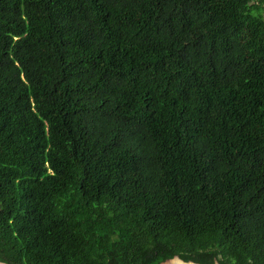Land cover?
Returning <instances> with one entry per match:
<instances>
[{"label": "trees", "instance_id": "1", "mask_svg": "<svg viewBox=\"0 0 264 264\" xmlns=\"http://www.w3.org/2000/svg\"><path fill=\"white\" fill-rule=\"evenodd\" d=\"M264 264V0H0V261Z\"/></svg>", "mask_w": 264, "mask_h": 264}, {"label": "water", "instance_id": "2", "mask_svg": "<svg viewBox=\"0 0 264 264\" xmlns=\"http://www.w3.org/2000/svg\"><path fill=\"white\" fill-rule=\"evenodd\" d=\"M0 264H8L4 261H0ZM160 264H201L198 262H194L192 260H184L182 258H180L178 255H175L172 258H168L165 261L161 262ZM214 264H220L217 260L214 262Z\"/></svg>", "mask_w": 264, "mask_h": 264}]
</instances>
